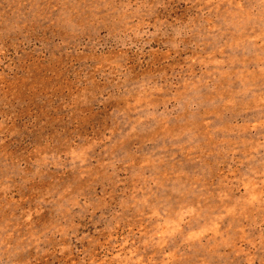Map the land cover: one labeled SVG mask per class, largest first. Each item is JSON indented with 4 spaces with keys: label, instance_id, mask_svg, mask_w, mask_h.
Masks as SVG:
<instances>
[{
    "label": "rangeland",
    "instance_id": "1",
    "mask_svg": "<svg viewBox=\"0 0 264 264\" xmlns=\"http://www.w3.org/2000/svg\"><path fill=\"white\" fill-rule=\"evenodd\" d=\"M0 264H264V0H0Z\"/></svg>",
    "mask_w": 264,
    "mask_h": 264
}]
</instances>
